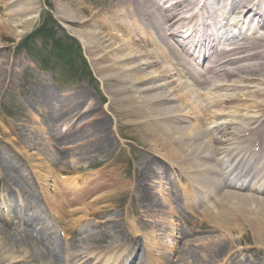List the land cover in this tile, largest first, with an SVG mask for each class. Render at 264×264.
<instances>
[{
  "label": "bare ground",
  "instance_id": "6f19581e",
  "mask_svg": "<svg viewBox=\"0 0 264 264\" xmlns=\"http://www.w3.org/2000/svg\"><path fill=\"white\" fill-rule=\"evenodd\" d=\"M51 1L59 18L82 38L107 101L99 103L96 93L85 85L75 86L64 98L50 84L43 90L38 104L48 114L38 113L45 121L41 130L56 142L55 153L64 150L69 155L67 161H74L77 168L57 169L60 162L55 160V173L48 170L37 176L43 185L41 191L40 186L18 178L21 167L15 164L14 172L7 176L8 190L22 196L27 208L13 211L18 233L10 232L15 228L14 221L5 217L0 243L32 244L39 264H69L76 251L68 249L63 254L59 240L53 236L55 228L49 226L44 213L60 221L67 211L65 202L71 206L93 196L92 203L71 210L87 213L91 209L89 214L94 219L100 217L101 228L107 226L118 234L123 231L116 224L120 219L117 215L101 219V213L107 211L96 215V204L99 197L112 203L117 191L126 194L129 189L143 205L129 209L133 215L138 213L142 227L160 225L168 230L165 221L144 214L169 209L177 216L182 210L178 205L168 207L158 195L154 182L161 179V174L174 188L175 202L184 200L185 210L191 215L185 220L190 230L207 229L198 225V218L227 231L239 225L237 216L251 224L248 203H264L254 192L257 185L258 189L264 185V0ZM40 3L0 0V13L5 15L0 16L3 31L15 32L20 38L24 29L37 21ZM199 57L203 58L201 64ZM110 126L115 128V135L125 128L135 130L146 146L142 149L145 159L132 177H121L124 167L115 160L107 162L96 177L60 174L78 172L85 167V160L91 164L106 155L113 142ZM31 159L35 164L39 160ZM76 161L81 162L79 167ZM31 165L36 173L42 171L40 165ZM175 172L184 181L185 192L177 189ZM236 184L250 193L234 190ZM100 190L103 193L99 194ZM93 204L95 207L89 208ZM131 224L137 229L136 222ZM62 226L68 232L78 225L71 227L65 220ZM189 233L181 230L182 238ZM122 234L129 236L125 242L131 248L138 247L139 257L133 264H152L154 257L162 262L161 257L168 259L178 246L157 241L160 251L149 260L147 253L151 250L135 241L131 231ZM152 234L158 240L157 231ZM111 236L106 233L104 240ZM229 238L213 235L211 240L201 236L192 243L185 241L175 249L177 262L222 264L220 257L226 252L231 259L238 258ZM94 257V264H99L97 255ZM85 261L90 262V258Z\"/></svg>",
  "mask_w": 264,
  "mask_h": 264
},
{
  "label": "rangeland",
  "instance_id": "374dc122",
  "mask_svg": "<svg viewBox=\"0 0 264 264\" xmlns=\"http://www.w3.org/2000/svg\"><path fill=\"white\" fill-rule=\"evenodd\" d=\"M40 2L41 7L37 21L29 29H24L20 38L15 32L8 33L3 31L1 27L3 25L0 24V172L2 173L0 175V213L2 214L0 215V234L4 232L2 227L6 216L14 221L13 227L15 228L10 229V232L18 233L19 227L15 225L18 222L15 219L14 212H21L27 208L22 196L11 193L8 190L10 182L7 176L14 172L12 169H14L15 164L21 167L19 169L20 173L18 172L20 177H24L26 181H30L36 187L40 186L41 191H43V185L37 179L42 172L47 174L49 170L55 173L57 169L63 167L71 170L77 168L74 167V161H67L69 155L64 150L61 151V154H56L54 151L56 142H53L47 135L42 133L41 128L45 121L44 117L38 113L46 112V110H42L41 105L38 104L40 96L36 92L38 91L39 93L42 90H46L47 85L50 84L55 93L64 98L75 86L85 85L93 93H96L94 97L97 96L99 103L105 104L107 101L103 94L102 87L104 86L98 80L99 76L95 71V64L88 56L87 48L82 38L70 30V27L59 18L55 13L54 4L51 0H40ZM1 13L0 16L4 18L5 15H3L2 11ZM60 55H67L68 58L60 57ZM109 131L113 140L109 152L104 156L97 157L91 164H89V160H85L87 163L85 167L78 171L79 174L88 176L95 173L94 177H96L98 175L97 172L104 168L107 162L112 160L122 163L124 168L121 170V177H126L127 179L136 173L140 161L145 159L146 155L142 149L146 148V146L141 143V139L137 137L135 130L132 131L129 128H125L122 129V134L116 133L115 135V128L110 126ZM62 143L63 145L64 143L66 144L65 141ZM30 157L33 159L38 157L39 160L35 159L37 164ZM102 159L103 162H101ZM55 160L60 162L57 165V169L52 164ZM31 163L36 166L40 165L39 168L42 171L38 169L40 173H36ZM76 163L78 167L81 165L80 161H76ZM9 169L12 171L10 172ZM175 169L177 171V168ZM78 172L60 174H68L70 176ZM89 176L91 178V175ZM160 177L161 179L155 180L154 185L162 200L170 204L172 187L167 182L165 174H161ZM173 177L175 178L176 187H180L178 190L185 192L183 189H185L186 185L184 181L182 183L179 182L180 179L177 177V172L173 174ZM98 193H103V190L98 191ZM247 193H250V191ZM132 194L133 191L131 189L127 190L126 194H119L117 191L115 193L116 199L112 203L103 201L99 197L96 204V215L101 211H107L105 214L101 213V219L105 217L108 219L117 215L116 219L120 220L116 224L125 231L124 226L128 224V219H125L126 210L130 206H136L135 204L137 203V199L133 198ZM230 200L229 198L228 202ZM92 202L93 196L84 199L83 202H73L71 206L65 202L63 207L67 211L61 216L60 221L59 218L55 217L56 221L50 218L49 214L44 213L46 220L50 223L49 226L55 228L53 236L59 240L63 254L65 255L68 249L69 252L76 251V258L69 264L77 263L78 261L76 262V260L81 255L87 253L88 256L90 251L99 254L98 257L102 260L100 264H111L112 260L109 259L114 255L116 243L122 244L123 237L121 236L120 238L114 235L113 231L107 226H105L106 228H101L99 226L101 224L98 223L100 217L96 216L97 219H94L93 215L89 214L91 209L86 210L88 214L83 210L70 211L80 207L84 208ZM248 204L252 218L251 224L258 227H252L242 216L237 215L239 225L234 226L235 228L231 231L218 226L214 227L203 218H198V225L203 224L207 226V229H199L196 233H190L189 237L191 240L188 243L194 242V239L199 240L201 236H206L210 240L213 235H217V237L229 236L231 237L229 241L233 242L229 243L230 247L237 251L239 257L231 259L230 253L226 252L220 257L222 264L224 262L226 264H264V203L250 202ZM94 205L89 208L95 207ZM1 207H4L6 211ZM162 215H166V213ZM80 216H82V219H80ZM72 217H76L77 221H72ZM189 218L190 214L185 209H182L177 216L171 217L170 220L173 223L177 221L182 226H185V219ZM65 220L71 227L78 225L77 228L64 232L62 221ZM130 220H136L135 216L130 217ZM25 223L23 222L22 225L27 227V223ZM37 223V221L34 222L39 228L40 226ZM102 229L105 230L102 231ZM84 231H88V233ZM106 233L113 235L104 240ZM171 235L172 237L167 238L168 243L181 240L180 237L175 238V232ZM200 243L201 241H197V244ZM0 244L4 246L0 247V256L2 258L0 259V264H39L33 255L32 244L16 242L8 245L3 241ZM77 253L80 256L77 257ZM172 256L176 261L178 255L174 256L173 254ZM77 264L83 263L79 262ZM176 264L183 263L177 262Z\"/></svg>",
  "mask_w": 264,
  "mask_h": 264
}]
</instances>
